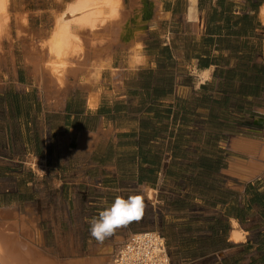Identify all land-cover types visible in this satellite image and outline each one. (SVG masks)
Returning <instances> with one entry per match:
<instances>
[{
    "label": "crops",
    "instance_id": "crops-1",
    "mask_svg": "<svg viewBox=\"0 0 264 264\" xmlns=\"http://www.w3.org/2000/svg\"><path fill=\"white\" fill-rule=\"evenodd\" d=\"M123 3L104 28L72 25L85 54L59 73L48 59L62 11L23 9L12 27L0 50V210L89 232L116 197L141 196L138 219L90 235L93 255L155 232L171 264H264V170L239 174L264 147V0Z\"/></svg>",
    "mask_w": 264,
    "mask_h": 264
},
{
    "label": "bare ground",
    "instance_id": "bare-ground-1",
    "mask_svg": "<svg viewBox=\"0 0 264 264\" xmlns=\"http://www.w3.org/2000/svg\"><path fill=\"white\" fill-rule=\"evenodd\" d=\"M123 4H124L123 0H77L76 2H70L69 5L67 6L68 7L67 11L65 13H64V11H62L63 14L61 15V17L60 18L57 17L58 19L56 21V24H57L56 29L53 32V36L52 37L50 36L51 37V41H50L51 43H49L50 44L49 45V52H50L49 54H50V57H52V59H51V61L48 58L47 59L49 61L48 66L53 70V72L59 73L61 71L66 70V68H68V66L71 67L69 65L70 64L69 61H70V57H71L69 55L71 53L77 52L80 55L85 54L84 53L85 47L83 46L84 42L82 41V38L79 35H72L73 32L70 34L71 27H72L71 24L75 23L73 21H76L79 23H84V24H86V26L87 25L90 26L91 27V28H89L90 31H94L95 29H99V28L101 29V27L104 28V26L106 24H109V21L118 20L120 17H122L121 16V14H122L121 8L124 6ZM7 5H8V0H0V12H2L4 14V16H2V18L0 19V36H1L2 32L5 34V36L10 33V26H9L10 14L8 13ZM103 5H108L110 7V11L106 12V11H104V9H105L104 8L103 12H102L101 9H99L98 7L103 6ZM107 9H109V8H107ZM123 12H125V11H123ZM141 12L142 11H140L139 13H141ZM57 14H59V13H57ZM125 14H126V12H125ZM137 15H139V14H137ZM103 16H105V17L103 18ZM123 16H126V15H123ZM22 17H23V14L18 19L19 22L23 21ZM129 18L131 19L132 17L130 16ZM121 19H119V21ZM128 21L129 20H127V22ZM131 22H132V19H131ZM131 22H130V24H131ZM123 23H125V22H123ZM128 24H129V22H128ZM139 24L140 23L137 24V27L142 28L143 26H138ZM3 25L5 26V28H2ZM123 25H125V24H123ZM130 27H131V25H130ZM130 27L127 25V28L130 29ZM106 28L109 29L110 27L107 26ZM123 28L127 29L126 25ZM123 28L121 30L127 34L128 32L123 30ZM135 29H137V28H135ZM100 31H102V30H100ZM122 31H121V35L123 34ZM128 31H131V29ZM133 31H134V29H133ZM134 34L135 33L132 32V34H131L132 37H134V36L138 37V36H136L137 32L135 35ZM137 35H139V34H137ZM123 42L125 43V41H123ZM127 42L128 41H126V44H127ZM44 43H45V40H44ZM46 44H45V48H46ZM47 51H48V49H47ZM47 54H48V52H47ZM68 56H69V58H68ZM45 59H46V57H45ZM72 61H73V59H72ZM73 62H71V63H73ZM76 62L77 61L75 59V63ZM45 63L47 64V61ZM72 65H75V64H72ZM48 72L50 73V71H48ZM64 73L66 74L67 71ZM65 74H64V76H65ZM38 75H39V72H38ZM202 75H203V79H205V78L207 79L209 77V73H205ZM258 145H259V143H258ZM253 149L256 150L255 148H253ZM257 151L258 150L254 151L253 153H256L255 155H257V153H258ZM260 157H261L260 160L259 159L253 160V164H251L249 170L246 173L244 172L245 167L243 166L244 174L243 173H239V174L244 179H252L258 175L263 174L264 163H262V161L264 160V147H263V151L260 154ZM256 158H258V156ZM232 164H234V163H232ZM247 166H246V168H247ZM148 194L150 195L151 198H154V194L152 191H149ZM11 212H10V214H8L9 213L8 211L0 210V221H2V223H4L3 225H5V226L8 225L7 229L10 228L11 231L15 233V234L14 233L12 234L10 232V235H9V232H7L9 235L8 236L9 241H7L8 240L7 239L6 240L7 243H5V244L3 243L4 241L2 242V240H0V264H114L115 263L116 257L114 259V254L117 252L116 251L117 247H114L115 245L101 249L100 251L98 250V252L94 253V255H93V253H92V255H86V256L76 255V256L68 257L65 260H61V259L58 260L59 259L58 257L48 256L43 250L40 249V245L42 244V240H43L42 233L37 229V226L35 225L34 220L32 219L33 222L31 220H30L31 222H28L25 218H19V215L16 214V212L14 214L15 218L10 220L9 218H12ZM3 225H1V226H3ZM2 229H4V228L0 227V230H2ZM4 231H5V229H4ZM1 232H3V231H0V233ZM24 234H25V240L23 241L21 239V236ZM4 235L7 236V234H5V233H4ZM0 236H1V239L5 240L4 237H2L3 233L0 234ZM145 236H150V237L156 236V238H157V235H155V234H145V235L140 234V235L134 236L133 239H136L138 237H145ZM239 236L240 235H238V233L235 232L234 239L239 240ZM133 239L131 241H133ZM131 241H129V242H131ZM125 244L126 243H124V245ZM124 249L125 248H123L121 250V252L122 251L124 252ZM17 252L19 254H17ZM167 259H168V257L166 258V260Z\"/></svg>",
    "mask_w": 264,
    "mask_h": 264
},
{
    "label": "rangeland",
    "instance_id": "rangeland-1",
    "mask_svg": "<svg viewBox=\"0 0 264 264\" xmlns=\"http://www.w3.org/2000/svg\"><path fill=\"white\" fill-rule=\"evenodd\" d=\"M59 1L61 3H63L62 7H65L67 2H69V1L70 2H76L77 0H8L7 9H8V13L10 14V24H9L10 33L6 36L3 32L1 33V36L2 35L3 36L2 37L0 36V38H1L0 39V50L2 51L4 49V46H5L4 41L6 38H9L10 41H12L11 40L12 39L11 30H12V27H14V24L19 26L18 27L19 29H21L22 24H25L26 13L23 11V9L35 11V9H41L44 7H47L50 9H52L53 7H56L58 9L57 12H60V11H62V8L59 7L57 4V2H59ZM123 7L121 8L122 14L124 13L123 11H125V5ZM98 8L101 9L102 12H103L104 8H105L104 11H106V12L110 11V7L108 5H103V6H100ZM107 8H109V9H107ZM2 14L3 13L0 12V19L2 18V16H4V14L3 15ZM22 14H23V17H22L23 21L19 22L18 19L22 16ZM104 17L105 16H103V18ZM73 22H75V23H72L73 25H78L83 30H87V29L90 30L89 28H91L88 25L86 26V24H84V23H79L76 21H73ZM72 24H71V26H72ZM2 28H5V26L3 25ZM101 28H103V27H101ZM72 32H73V30L71 28L70 34ZM72 35H75V32H73ZM71 54L72 55H78L77 52L71 53ZM71 54L69 56H71ZM35 168L37 171H39L38 167H35ZM37 205L39 206V203H37ZM25 208H26V204L23 203L21 215H25L24 214ZM44 218L46 219V217H44V216L41 218H37L36 221H37L38 229L42 233V238H43L42 244L40 245V249L43 250L48 256L58 257L59 258L58 260H60V259L65 260L68 257L76 256L77 254L78 255L92 254L93 249H95V248L94 247L91 248L89 246V240H90V233L89 232H79L78 231L76 233H73V232L54 233L53 231H51L52 228L47 227L48 224H52L51 221H46V222L43 221V223H41L42 219H44ZM60 219L63 221L65 219V217H61ZM0 224L3 225L4 223L0 222ZM42 224L44 225V227H42ZM1 225H0V227L4 228L6 232L4 231V229L0 230V231H3L0 234L3 233L2 237H4V239H5V240L1 239V236H0V240H2V242L4 241L3 243L5 244V243H7V241H9L8 236L10 235V232L12 234L14 232H12L10 228L7 229L8 225L7 226H5V225L1 226ZM63 228L68 229V227H63ZM7 232H9V235ZM4 233L7 234V236H5ZM21 239L23 241L25 240V234L21 236ZM17 254H19V253L17 252ZM115 256L117 257V254H115L114 257Z\"/></svg>",
    "mask_w": 264,
    "mask_h": 264
},
{
    "label": "clouds",
    "instance_id": "clouds-1",
    "mask_svg": "<svg viewBox=\"0 0 264 264\" xmlns=\"http://www.w3.org/2000/svg\"><path fill=\"white\" fill-rule=\"evenodd\" d=\"M143 210V198L141 196H129L127 199L116 197L112 205L105 208L92 219L89 224L90 235L102 242L106 236L112 235L116 228L131 219H138Z\"/></svg>",
    "mask_w": 264,
    "mask_h": 264
},
{
    "label": "built area",
    "instance_id": "built-area-1",
    "mask_svg": "<svg viewBox=\"0 0 264 264\" xmlns=\"http://www.w3.org/2000/svg\"><path fill=\"white\" fill-rule=\"evenodd\" d=\"M40 170H42L41 167H39ZM139 234H155L157 238L156 236H145L128 242L124 252H119L114 264H171L168 247L163 237L155 232Z\"/></svg>",
    "mask_w": 264,
    "mask_h": 264
},
{
    "label": "water",
    "instance_id": "water-1",
    "mask_svg": "<svg viewBox=\"0 0 264 264\" xmlns=\"http://www.w3.org/2000/svg\"><path fill=\"white\" fill-rule=\"evenodd\" d=\"M147 17H143V22H146L147 21Z\"/></svg>",
    "mask_w": 264,
    "mask_h": 264
}]
</instances>
